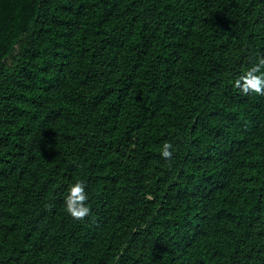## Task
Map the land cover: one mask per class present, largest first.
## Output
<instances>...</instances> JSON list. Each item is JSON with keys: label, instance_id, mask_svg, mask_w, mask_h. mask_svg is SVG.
<instances>
[{"label": "trees", "instance_id": "16d2710c", "mask_svg": "<svg viewBox=\"0 0 264 264\" xmlns=\"http://www.w3.org/2000/svg\"><path fill=\"white\" fill-rule=\"evenodd\" d=\"M259 56L264 0H0V264H264Z\"/></svg>", "mask_w": 264, "mask_h": 264}, {"label": "clouds", "instance_id": "9594fccd", "mask_svg": "<svg viewBox=\"0 0 264 264\" xmlns=\"http://www.w3.org/2000/svg\"><path fill=\"white\" fill-rule=\"evenodd\" d=\"M234 86L243 95H264V56H259L251 67L239 76L234 82ZM170 143H163L160 149V156L165 160L172 157ZM88 194L83 181L74 182L67 190L64 197V208L66 213L74 220H83L90 212L86 204Z\"/></svg>", "mask_w": 264, "mask_h": 264}]
</instances>
